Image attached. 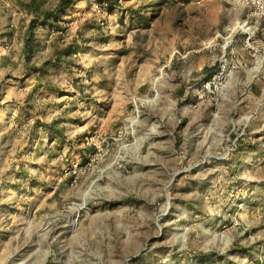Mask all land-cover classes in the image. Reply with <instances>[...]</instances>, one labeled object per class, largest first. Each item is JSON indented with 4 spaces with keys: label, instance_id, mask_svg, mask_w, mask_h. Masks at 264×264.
Instances as JSON below:
<instances>
[{
    "label": "rangeland",
    "instance_id": "rangeland-1",
    "mask_svg": "<svg viewBox=\"0 0 264 264\" xmlns=\"http://www.w3.org/2000/svg\"><path fill=\"white\" fill-rule=\"evenodd\" d=\"M58 3L0 0V264H264V23Z\"/></svg>",
    "mask_w": 264,
    "mask_h": 264
},
{
    "label": "built area",
    "instance_id": "built-area-1",
    "mask_svg": "<svg viewBox=\"0 0 264 264\" xmlns=\"http://www.w3.org/2000/svg\"><path fill=\"white\" fill-rule=\"evenodd\" d=\"M235 5L247 8L249 15L264 23V0H226Z\"/></svg>",
    "mask_w": 264,
    "mask_h": 264
},
{
    "label": "trees",
    "instance_id": "trees-1",
    "mask_svg": "<svg viewBox=\"0 0 264 264\" xmlns=\"http://www.w3.org/2000/svg\"><path fill=\"white\" fill-rule=\"evenodd\" d=\"M72 2V0H59L58 6L68 5Z\"/></svg>",
    "mask_w": 264,
    "mask_h": 264
}]
</instances>
